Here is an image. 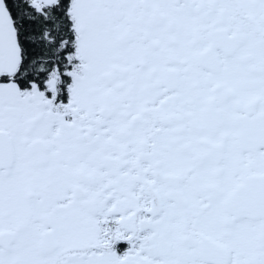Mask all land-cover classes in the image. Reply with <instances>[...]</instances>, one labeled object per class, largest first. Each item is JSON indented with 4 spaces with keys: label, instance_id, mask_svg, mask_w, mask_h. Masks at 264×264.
<instances>
[{
    "label": "snow or ice",
    "instance_id": "obj_1",
    "mask_svg": "<svg viewBox=\"0 0 264 264\" xmlns=\"http://www.w3.org/2000/svg\"><path fill=\"white\" fill-rule=\"evenodd\" d=\"M0 264H264V0H0Z\"/></svg>",
    "mask_w": 264,
    "mask_h": 264
}]
</instances>
